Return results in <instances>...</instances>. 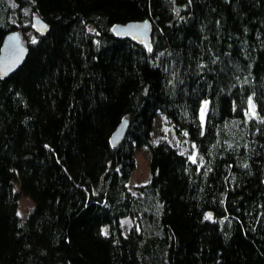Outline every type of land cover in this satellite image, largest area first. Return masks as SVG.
Instances as JSON below:
<instances>
[{
  "label": "trees",
  "instance_id": "obj_1",
  "mask_svg": "<svg viewBox=\"0 0 264 264\" xmlns=\"http://www.w3.org/2000/svg\"><path fill=\"white\" fill-rule=\"evenodd\" d=\"M133 22L149 46L112 31ZM13 31L33 38L0 79V264H264V0H0Z\"/></svg>",
  "mask_w": 264,
  "mask_h": 264
},
{
  "label": "water",
  "instance_id": "obj_2",
  "mask_svg": "<svg viewBox=\"0 0 264 264\" xmlns=\"http://www.w3.org/2000/svg\"><path fill=\"white\" fill-rule=\"evenodd\" d=\"M34 28L39 33H44L47 26L41 19H34ZM45 25L46 28H41ZM151 26L148 22H133L125 26H114L113 33L117 36H129L149 46ZM28 55V48L23 44L22 37L17 31L8 33L0 46V79L9 77L15 73L24 63ZM127 127V122L122 121L110 138L113 147L117 146L122 139Z\"/></svg>",
  "mask_w": 264,
  "mask_h": 264
},
{
  "label": "rangeland",
  "instance_id": "obj_3",
  "mask_svg": "<svg viewBox=\"0 0 264 264\" xmlns=\"http://www.w3.org/2000/svg\"><path fill=\"white\" fill-rule=\"evenodd\" d=\"M89 32H92V28H88ZM33 36L29 35L23 37V42L27 43L29 39ZM164 136L172 145H174L180 152L188 153L193 157V152L188 144V142L183 138L175 137L167 123L161 119L157 118L153 125L152 141ZM136 169L133 171L130 179L129 187L132 193H137L136 187L139 185L147 183L149 177L148 171V155L145 147L139 148L135 154ZM17 189V187H16ZM17 212L19 217L24 221L28 213L33 209L32 201L27 197H20L17 202ZM132 225L129 218H124L120 222V228L123 235H126Z\"/></svg>",
  "mask_w": 264,
  "mask_h": 264
},
{
  "label": "snow or ice",
  "instance_id": "obj_4",
  "mask_svg": "<svg viewBox=\"0 0 264 264\" xmlns=\"http://www.w3.org/2000/svg\"><path fill=\"white\" fill-rule=\"evenodd\" d=\"M41 28L43 29V28H46V26L45 25H41ZM33 42H35V41H33ZM149 51H151V49L149 48ZM249 102L251 103V97L249 98ZM206 103V102H205ZM203 112H204V110L202 109L201 110V120L203 121ZM207 219H210L211 217H210V214H209V216H207L206 217ZM103 233L104 234H106V230H103Z\"/></svg>",
  "mask_w": 264,
  "mask_h": 264
}]
</instances>
